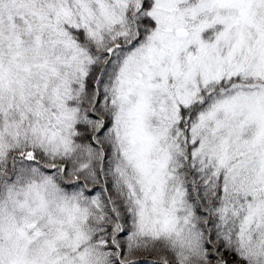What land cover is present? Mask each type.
<instances>
[{
	"label": "snow or ice",
	"instance_id": "1",
	"mask_svg": "<svg viewBox=\"0 0 264 264\" xmlns=\"http://www.w3.org/2000/svg\"><path fill=\"white\" fill-rule=\"evenodd\" d=\"M0 264H264V0H0Z\"/></svg>",
	"mask_w": 264,
	"mask_h": 264
}]
</instances>
